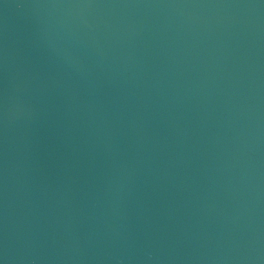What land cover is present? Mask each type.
<instances>
[{"label": "water", "instance_id": "95a60500", "mask_svg": "<svg viewBox=\"0 0 264 264\" xmlns=\"http://www.w3.org/2000/svg\"><path fill=\"white\" fill-rule=\"evenodd\" d=\"M0 264H264V0H0Z\"/></svg>", "mask_w": 264, "mask_h": 264}]
</instances>
